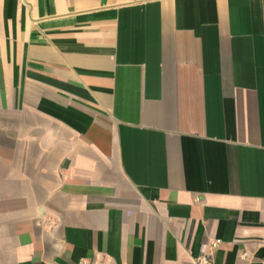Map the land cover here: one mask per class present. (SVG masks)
<instances>
[{
  "label": "crops",
  "instance_id": "0c3cea01",
  "mask_svg": "<svg viewBox=\"0 0 264 264\" xmlns=\"http://www.w3.org/2000/svg\"><path fill=\"white\" fill-rule=\"evenodd\" d=\"M208 253L264 264V0H0V264Z\"/></svg>",
  "mask_w": 264,
  "mask_h": 264
},
{
  "label": "built area",
  "instance_id": "2783aa9c",
  "mask_svg": "<svg viewBox=\"0 0 264 264\" xmlns=\"http://www.w3.org/2000/svg\"><path fill=\"white\" fill-rule=\"evenodd\" d=\"M218 243V240L212 242L210 244V248L213 250ZM212 255L211 253L208 254H201L198 255L193 264H212ZM77 264H110L107 259L102 257H96L92 259H82Z\"/></svg>",
  "mask_w": 264,
  "mask_h": 264
}]
</instances>
